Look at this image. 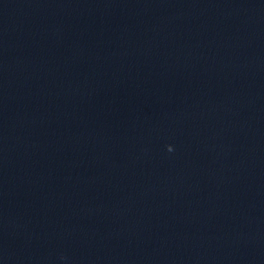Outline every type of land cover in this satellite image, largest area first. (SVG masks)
Masks as SVG:
<instances>
[{
    "label": "clouds",
    "instance_id": "clouds-1",
    "mask_svg": "<svg viewBox=\"0 0 264 264\" xmlns=\"http://www.w3.org/2000/svg\"><path fill=\"white\" fill-rule=\"evenodd\" d=\"M169 151H171L172 149H171V147L169 146V149H168Z\"/></svg>",
    "mask_w": 264,
    "mask_h": 264
}]
</instances>
